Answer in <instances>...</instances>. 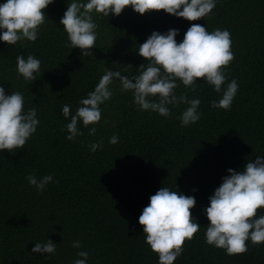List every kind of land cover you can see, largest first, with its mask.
<instances>
[{
  "label": "trees",
  "instance_id": "obj_1",
  "mask_svg": "<svg viewBox=\"0 0 264 264\" xmlns=\"http://www.w3.org/2000/svg\"><path fill=\"white\" fill-rule=\"evenodd\" d=\"M69 2L54 0L45 9L48 20L35 42L0 41V83L9 95L22 92L25 109L35 107L41 122L24 148L0 151V264H73L81 250L89 253L88 264H159L139 216L164 186L196 197L191 211L201 225L174 264H264V243L249 240L247 252L229 255L205 237V209L228 169L242 171L264 155V0H218L209 16L196 21L164 10L140 14L131 6L119 16L94 12L96 47L84 55L71 47L60 23ZM192 24L231 33L234 59L226 73L239 89L230 109L211 106L222 92L203 78L195 91L180 83L178 95L201 100L200 120L185 127L179 116L188 105L173 108L169 117L142 110L116 80L112 97L100 106L101 121L88 127L81 121L83 135L67 139L64 104L74 114L107 68L136 74L147 63L138 47L153 31L179 29V43ZM30 54L41 60L33 82L17 71V57ZM93 126L97 131L90 135ZM113 135L118 143H110ZM101 141V148L90 150ZM29 174L54 180L40 192ZM48 238L57 244L55 253H32Z\"/></svg>",
  "mask_w": 264,
  "mask_h": 264
},
{
  "label": "clouds",
  "instance_id": "obj_2",
  "mask_svg": "<svg viewBox=\"0 0 264 264\" xmlns=\"http://www.w3.org/2000/svg\"><path fill=\"white\" fill-rule=\"evenodd\" d=\"M54 0H3L0 2V41L15 45L18 41L35 42L41 26L45 24V9ZM218 0H70L60 23L68 34L71 47H79L83 55L96 47L98 25L93 13L105 16H119L126 7L145 14L153 10H164L168 14L196 21L209 16ZM179 29H169L166 33L153 31L146 42L138 47L141 56L147 59L136 74L123 75L121 70L109 68L99 80L94 91L79 102L75 113L69 104L61 111L66 119L70 118L66 128L68 140L83 135L79 124L84 127L95 125L102 119L101 105L109 100L113 91L111 85L119 80L123 91H131L134 102L142 110L157 112L162 116L172 115V109L181 104L188 105L180 114L182 126H188L200 120L201 100L189 98L187 93L178 95L176 89L182 83L195 91L198 78L214 86L219 100H213V108L230 109L238 93L236 79L228 82L226 66L234 59L231 33L227 29L209 31L205 26L192 24L181 42H177ZM41 60L34 55L17 57V71L26 81H35L39 75ZM24 95L15 91L9 95L3 83H0V151L15 152L25 147L27 141L37 132L41 123L35 107L25 109ZM95 126L89 128V134L95 135ZM119 137L113 135L110 143H118ZM91 151L102 147L101 142L89 145ZM230 175L223 177L222 184L209 198L210 205L205 212L210 221L207 225L206 242L217 248L225 249L229 255L243 254L248 251V241L252 244L264 243V155L249 160L242 171L228 169ZM26 179L43 192L53 175L38 177L29 174ZM58 182V181H56ZM195 196L171 190L164 186L150 196V203L139 216L143 225L146 242L158 253L159 264H174L183 254L186 239L191 240L201 225L193 217L196 206ZM73 246L81 247V241ZM57 244L51 239L36 242L32 253L53 254ZM79 259L73 264H88L89 253L81 250Z\"/></svg>",
  "mask_w": 264,
  "mask_h": 264
}]
</instances>
